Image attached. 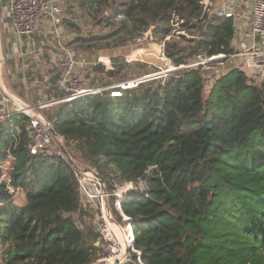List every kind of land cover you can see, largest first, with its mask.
Listing matches in <instances>:
<instances>
[{"label":"trees","instance_id":"trees-1","mask_svg":"<svg viewBox=\"0 0 264 264\" xmlns=\"http://www.w3.org/2000/svg\"><path fill=\"white\" fill-rule=\"evenodd\" d=\"M201 1L77 0L92 19L101 14L112 24L121 16L112 32L90 38L97 48L125 45L151 26L164 37L173 14L194 20L196 37L168 52L174 65L198 51L234 50L233 19L207 23ZM203 80L196 68L176 70L118 95L61 102L49 120L80 158L95 163L102 157L120 183L142 184L121 201L142 263L264 264V73L254 82L243 69L230 68L209 92ZM27 125L21 113L0 118L2 264H88L102 240L82 217H72L86 213L73 165L31 154L24 147ZM9 158L7 181L1 162ZM9 187L22 192L24 203ZM124 264L140 263L132 254Z\"/></svg>","mask_w":264,"mask_h":264},{"label":"rangeland","instance_id":"rangeland-1","mask_svg":"<svg viewBox=\"0 0 264 264\" xmlns=\"http://www.w3.org/2000/svg\"><path fill=\"white\" fill-rule=\"evenodd\" d=\"M53 1L61 8L59 15L55 19L43 16L34 31L28 36L19 37L20 40L15 39L18 36L5 26L10 20L0 8V55L3 61L5 56L2 43L16 42L15 56H6L10 62L2 63V77L5 85L8 84L6 89L11 90L7 92L12 100L21 101L47 120L53 116L55 107L65 102L56 100L74 90L83 88L113 96L112 92H117L124 82L161 73L172 65L168 52L176 44L186 46L187 41L195 38L198 32V28L194 27V20H186V17L175 14L169 34L164 37L153 35L152 32V39H147L144 33L134 39L128 38L122 46L97 48L92 45L94 40L90 38L109 34L116 28L120 18L112 24H106L101 14L92 19L81 10L77 0ZM239 68L243 69V66ZM5 69L9 71L7 75ZM65 69H68V74ZM220 74L222 73L203 75L205 92L210 91L211 85ZM167 77L169 73L161 74L157 79ZM8 104L13 110L16 109L12 102ZM59 138H55V143L63 145L75 165L83 168L95 167L105 177L107 185H112L110 190L114 185L121 184L115 177L113 164L102 157L97 162L90 163L78 156L74 143H67ZM1 165L4 178L8 181L10 158L2 161ZM9 188L14 200L19 204L24 203L22 192ZM109 204H112V198L109 199ZM81 208L86 213L79 211L73 213L72 217L75 220L82 217L84 225L97 229V212L82 199ZM112 212L115 219L122 223L117 213L114 210ZM100 250L97 251L98 255Z\"/></svg>","mask_w":264,"mask_h":264},{"label":"built area","instance_id":"built-area-1","mask_svg":"<svg viewBox=\"0 0 264 264\" xmlns=\"http://www.w3.org/2000/svg\"><path fill=\"white\" fill-rule=\"evenodd\" d=\"M203 11L206 14L207 23H215L217 20L234 17V11L227 6L217 7L212 0H202ZM7 13L11 19L13 29L18 37L30 35L43 16L55 19L60 13V6L53 0H7ZM106 14V13H105ZM121 16L118 15V18ZM175 14H173L172 23ZM249 28L251 42H240L237 48L231 53L207 54L205 51H198L187 63L174 65L162 71L153 73L131 82H124L121 88L136 86L139 82L159 77L161 74H168L184 68H196L203 75L224 73L230 68L243 66L245 73L254 82H258L264 73V49L256 44V37L264 40V0H250ZM71 67V65H69ZM69 67V68H70ZM242 69V68H241ZM68 74V69H65ZM69 90V88H66ZM97 91L89 89H78L72 91L67 96L56 100L71 101L77 97L94 94ZM114 95L119 92L113 91ZM2 101L12 102L15 105V113H21L28 119L29 141L24 147L31 154H45L65 158L64 153L55 143L57 134L52 135L48 130L51 121L45 119L37 111L21 101H14L10 96L4 94ZM61 138V137H60ZM59 138V140H61ZM73 174L77 182L79 203L81 199L88 203L97 212V231L102 240L100 254L88 264H124L135 254L139 263L140 252L134 245V234L132 222L121 209V201L127 192L142 189V184L137 185L132 182H124L114 185L111 190L107 189L106 179L95 167L83 168L78 165L73 166ZM112 198V204L109 199ZM112 210L120 217L122 223L118 222Z\"/></svg>","mask_w":264,"mask_h":264},{"label":"crops","instance_id":"crops-1","mask_svg":"<svg viewBox=\"0 0 264 264\" xmlns=\"http://www.w3.org/2000/svg\"><path fill=\"white\" fill-rule=\"evenodd\" d=\"M215 4V6L217 7H222V6H227L232 8V10L234 11V17H233V21H234V28H235V35L233 38V46L234 49L237 48L238 43L240 42H251V36H250V28H249V14H250V0H212ZM0 2H2V5H0V8L3 9L4 12H6L5 14L8 16L7 13V0H0ZM9 18V22H7L5 24L6 27L9 28L10 31H13V34L15 33L12 23H11V19ZM16 34V33H15ZM15 39L20 40L19 37H15ZM12 43V44H11ZM11 43H2L4 44L3 47V53L5 56L4 57V61L3 63H7L10 62L6 56H15L14 53V49L16 48V42H11ZM256 44L260 47L264 49V40L260 37H256ZM3 65V64H2ZM5 73L7 75V73H9V71L7 69H5ZM5 75V74H4ZM7 84V83H6ZM8 85V84H7ZM6 85V87H7ZM7 91H11L8 90ZM4 92H2V90L0 89V118H4L6 116L11 115L14 110L12 109V107L8 104V102L6 101H2V95Z\"/></svg>","mask_w":264,"mask_h":264},{"label":"water","instance_id":"water-1","mask_svg":"<svg viewBox=\"0 0 264 264\" xmlns=\"http://www.w3.org/2000/svg\"><path fill=\"white\" fill-rule=\"evenodd\" d=\"M152 30H153V26H151L146 32H145V37L147 39H152ZM2 63H3V57L2 55H0V89L2 90V92H4L5 94H7L8 96H10L7 92L6 89V85L4 83L3 77H2ZM48 130L52 135H55V131L53 129V127L51 125H48ZM59 148L61 149V151L64 153L66 160L71 164V165H75L73 160L71 159V157L69 156V154L67 153V151L65 150V148L63 147L62 144H58Z\"/></svg>","mask_w":264,"mask_h":264}]
</instances>
